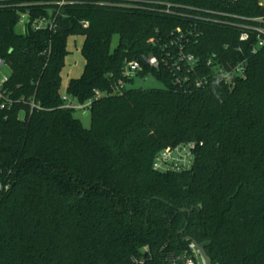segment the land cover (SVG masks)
I'll return each instance as SVG.
<instances>
[{
  "label": "trees",
  "instance_id": "16d2710c",
  "mask_svg": "<svg viewBox=\"0 0 264 264\" xmlns=\"http://www.w3.org/2000/svg\"><path fill=\"white\" fill-rule=\"evenodd\" d=\"M260 1L69 0L53 31L21 34L17 9L45 14L48 0H0L8 86L39 106L0 109V264H183L185 237L212 264H264V48L238 40L246 18L264 17ZM176 29L199 59L190 76L211 58L244 60L245 77L181 87L168 65L142 61L137 76L162 87L118 89L134 79L125 61L160 58ZM70 36L83 38L84 65L64 92L91 98L88 127L62 107ZM188 141L190 169H153Z\"/></svg>",
  "mask_w": 264,
  "mask_h": 264
},
{
  "label": "built area",
  "instance_id": "2783aa9c",
  "mask_svg": "<svg viewBox=\"0 0 264 264\" xmlns=\"http://www.w3.org/2000/svg\"><path fill=\"white\" fill-rule=\"evenodd\" d=\"M69 0H48V2H42V4L51 5L47 13L33 15L29 8L20 7L17 9V20L15 29L18 26L21 34H26L30 31H53L57 26V19L60 15V9L66 5ZM260 5L264 9V0L260 1ZM246 23L241 26L242 30L239 33L238 40L240 42L249 41L251 38L252 50L256 48H264V17L246 18ZM83 27H86L88 22H81ZM187 42V35L183 34L180 29H176L175 33H172V39L170 40V48L166 45H162V55L157 57L156 55L143 56L141 59H130L125 61L124 75L134 78L139 72L143 70L142 61L150 68H158L161 63L168 65L173 71L174 82L179 86L192 85L196 88L205 87L209 84L221 83L228 88H232L237 80L245 77V62L237 61L235 63L224 64L223 62L212 60L207 58L204 62L205 67H208V73L203 75H194L197 72V66L199 65V59L192 52H186L184 50V43ZM160 46V45H159ZM168 48V49H167ZM173 48V49H172ZM7 67L3 60L0 59V109H9L15 103L23 102L27 103L30 110L39 106L36 105L32 98L14 97L12 90L8 86L9 71L4 72L3 68ZM118 89L125 87V83L119 80L116 83ZM94 95H102L99 91L94 90ZM61 99L63 101L62 107L70 109L85 110L89 109L91 104V98L86 100L85 103H74V100L68 98L65 92H61ZM197 144L194 141H188L185 143H179L174 146H167L160 150L154 157L152 167L158 171H184L192 167L195 149ZM188 249L190 253L188 257H185L183 264H198V253L192 241H189ZM134 261L138 259L133 258ZM200 261V260H199Z\"/></svg>",
  "mask_w": 264,
  "mask_h": 264
},
{
  "label": "rangeland",
  "instance_id": "374dc122",
  "mask_svg": "<svg viewBox=\"0 0 264 264\" xmlns=\"http://www.w3.org/2000/svg\"><path fill=\"white\" fill-rule=\"evenodd\" d=\"M15 30L17 32H20V29L18 26L16 27ZM82 40H83L82 36H70L68 38L67 48L69 50V54L65 59V65L61 72L62 86L70 78L78 77L82 71V68L84 65V59L82 57L81 50H80ZM116 43H117V35H114L112 37L111 45L114 47ZM3 70L6 73L8 72L7 67H4ZM125 87H134V88H142V89L161 88L162 83L151 75H145L143 77H140V76L134 77L132 84H125ZM61 92H64L63 87H61ZM73 115L81 121L83 126L85 127L89 126L90 115H89L88 108H86L84 111L74 109ZM190 253L186 254V257H188ZM184 259L185 257L183 256L179 257V263H183ZM198 264H200L199 259H198Z\"/></svg>",
  "mask_w": 264,
  "mask_h": 264
},
{
  "label": "water",
  "instance_id": "95a60500",
  "mask_svg": "<svg viewBox=\"0 0 264 264\" xmlns=\"http://www.w3.org/2000/svg\"><path fill=\"white\" fill-rule=\"evenodd\" d=\"M180 210H181V211H185L184 208H181ZM180 232H181V231H180ZM184 239L187 240V241H192V242H193V244H194V246H195V248H196V250H197V253H198V257H199V260H200V264H212V263H211V260H210L209 257L207 256V254H206L204 248H203L200 244L196 243V242H195L194 240H192L190 237H185Z\"/></svg>",
  "mask_w": 264,
  "mask_h": 264
},
{
  "label": "crops",
  "instance_id": "0c3cea01",
  "mask_svg": "<svg viewBox=\"0 0 264 264\" xmlns=\"http://www.w3.org/2000/svg\"><path fill=\"white\" fill-rule=\"evenodd\" d=\"M67 82H68V81H66V82L63 84V86H62L63 89H65V86H66Z\"/></svg>",
  "mask_w": 264,
  "mask_h": 264
}]
</instances>
